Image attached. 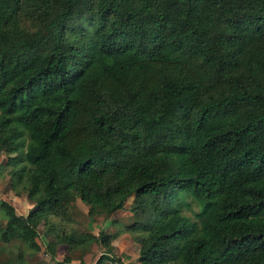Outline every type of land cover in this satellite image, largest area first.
Here are the masks:
<instances>
[{"label": "trees", "instance_id": "trees-1", "mask_svg": "<svg viewBox=\"0 0 264 264\" xmlns=\"http://www.w3.org/2000/svg\"><path fill=\"white\" fill-rule=\"evenodd\" d=\"M25 1L0 0V155L32 207L0 201V240L39 251L42 224L53 264L91 240L112 254L118 233H55L49 215L133 196L141 264H264V0H33V30Z\"/></svg>", "mask_w": 264, "mask_h": 264}, {"label": "rangeland", "instance_id": "rangeland-1", "mask_svg": "<svg viewBox=\"0 0 264 264\" xmlns=\"http://www.w3.org/2000/svg\"><path fill=\"white\" fill-rule=\"evenodd\" d=\"M36 3L33 0L24 2V6L19 13V23L24 29L33 30L38 26L35 18ZM7 155H0V201L5 200L16 209L20 215H26L32 207L25 196L16 195L11 189V176L10 169L12 165L6 164ZM133 204V196L128 197L123 210H118L110 215L100 214L95 216L93 221L88 217V206L80 199L69 207V217L61 218L54 215H49V221L52 223L54 232L77 234L92 233L99 234L103 229L104 233L113 234L118 233L115 238L110 240L113 247L112 258L110 255L107 257L108 261H103V264H137L138 244L134 238L138 232L126 230L125 227L134 221V216L131 213ZM178 204L183 214L189 216L193 221H198V214L200 212L199 205L194 202L190 197L186 196L178 200ZM6 217L3 208L0 205V227H4ZM50 224V223H49ZM48 224L45 226V228ZM39 234L37 241L40 244V250L31 252L26 246L20 244L18 240H12L9 243H3L0 240V263L5 260L8 262V256L13 259L16 256L17 250L22 251L24 255V264H53L47 251V241L53 239L52 234L45 237L42 234L44 226H39ZM58 258H61L63 253H74V262H79L78 258L83 256L84 262L87 264H95L102 253H108L104 245L98 240L86 241L81 247L75 248L72 251H67L65 246H58ZM106 256V255H104Z\"/></svg>", "mask_w": 264, "mask_h": 264}, {"label": "crops", "instance_id": "crops-1", "mask_svg": "<svg viewBox=\"0 0 264 264\" xmlns=\"http://www.w3.org/2000/svg\"><path fill=\"white\" fill-rule=\"evenodd\" d=\"M64 254H65V253H63V255H64ZM112 254H113V253H112ZM112 254H109V253H102L101 256H102V255H106V256H105L106 258H104V261H108V260H110V259H109L107 256L110 255L111 258H112ZM137 254H138V253H137ZM63 255H62V256H63ZM101 256H100V257H101ZM100 257H99V258H100ZM56 258H57V259H61L62 257H61V258H58V254H57ZM82 258H83V256H82ZM83 260H84V259H83ZM73 262H74V261H73ZM74 263L77 264L78 262H77V263L74 262ZM95 263H96V262H95ZM85 264H87V263H85ZM102 264H103V263H102ZM137 264H141V263L138 261V255H137Z\"/></svg>", "mask_w": 264, "mask_h": 264}]
</instances>
